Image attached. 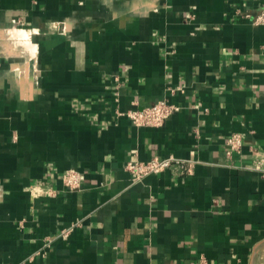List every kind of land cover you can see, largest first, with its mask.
<instances>
[{
  "label": "crops",
  "instance_id": "crops-1",
  "mask_svg": "<svg viewBox=\"0 0 264 264\" xmlns=\"http://www.w3.org/2000/svg\"><path fill=\"white\" fill-rule=\"evenodd\" d=\"M262 13L264 0H0V264H264ZM14 22L36 60L4 50ZM161 100L179 107L162 126L121 114ZM153 157L178 162L134 182L126 164Z\"/></svg>",
  "mask_w": 264,
  "mask_h": 264
},
{
  "label": "built area",
  "instance_id": "built-area-1",
  "mask_svg": "<svg viewBox=\"0 0 264 264\" xmlns=\"http://www.w3.org/2000/svg\"><path fill=\"white\" fill-rule=\"evenodd\" d=\"M256 22L258 24L264 23V13L258 16ZM14 25L23 28L21 22H14ZM55 30H57V24H54L53 31ZM178 109L179 107L177 105L170 104L165 100H161L143 109H136L127 114H121L128 116L136 126L159 127L162 126L171 115L178 111ZM228 144L230 146L229 154L240 153L243 148L242 136L238 133L232 134L228 138ZM176 162L178 161H175L173 157H153L148 161H129L126 164V170L131 174V178L135 182L150 175L160 174L170 168ZM255 169L259 170L264 175V159L257 162ZM62 179L63 183L69 190L76 191L83 187L85 175L77 170L72 169L66 171ZM31 190L36 196L45 192L41 186H36ZM71 231L72 227L63 230L61 235L68 236Z\"/></svg>",
  "mask_w": 264,
  "mask_h": 264
},
{
  "label": "bare ground",
  "instance_id": "bare-ground-1",
  "mask_svg": "<svg viewBox=\"0 0 264 264\" xmlns=\"http://www.w3.org/2000/svg\"><path fill=\"white\" fill-rule=\"evenodd\" d=\"M7 32L8 33H6V35L4 37H7V38H11L12 37V38L16 39L17 42L20 43L21 45L26 46L27 47L26 49L29 51V53H31L30 54L31 58L33 60H36V57H37V45L33 42L32 34L30 33L29 30L17 27V28H11ZM3 48L10 55H14L15 56V55H18L16 53H19V51L16 52L17 51L16 49H18V47L16 45L3 43ZM14 66H18V65L15 64ZM35 69H36V67H35ZM31 70H34V69L31 68Z\"/></svg>",
  "mask_w": 264,
  "mask_h": 264
},
{
  "label": "rangeland",
  "instance_id": "rangeland-1",
  "mask_svg": "<svg viewBox=\"0 0 264 264\" xmlns=\"http://www.w3.org/2000/svg\"><path fill=\"white\" fill-rule=\"evenodd\" d=\"M21 28H22V27H21ZM23 29H24V28H23ZM30 33H31V32H30ZM11 39H13V41L15 42V44H13V45H16V46L18 47V49H16L17 51L15 50L16 52H18V51H19V52H20V51L22 52L23 49L26 50V51H28V50L26 49V48H27L26 46L21 45L20 43L17 42L16 39H14V38H12V37H11ZM28 53H29V51H28ZM17 54H19V53H17ZM29 54H31V53H29ZM30 56H31V55H30ZM23 61H25L24 58H23ZM17 65H18V66H14V67H15V68H18V69H20V70H22V69L25 70L26 67H27V66H24L23 64H20V65L17 64ZM32 71H33V70H31V73H32ZM21 74H22V76L24 75V73H21Z\"/></svg>",
  "mask_w": 264,
  "mask_h": 264
}]
</instances>
